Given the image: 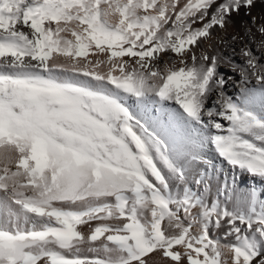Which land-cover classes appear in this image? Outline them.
Listing matches in <instances>:
<instances>
[{"label": "snow or ice", "instance_id": "6c2138e0", "mask_svg": "<svg viewBox=\"0 0 264 264\" xmlns=\"http://www.w3.org/2000/svg\"><path fill=\"white\" fill-rule=\"evenodd\" d=\"M255 4L0 0V264H264V199L236 187L264 182V57L197 54ZM209 148L211 205L188 187Z\"/></svg>", "mask_w": 264, "mask_h": 264}, {"label": "bare ground", "instance_id": "6f19581e", "mask_svg": "<svg viewBox=\"0 0 264 264\" xmlns=\"http://www.w3.org/2000/svg\"><path fill=\"white\" fill-rule=\"evenodd\" d=\"M218 2H222V0H218ZM252 17H256L258 23L264 22V0H256L255 6L250 10V15H246L245 11L242 9L238 15L233 14L232 18L227 22L225 28L214 29L211 35V39L209 41H205L199 44L197 54L199 55L200 51L207 50L209 53L219 54L222 57L231 56L233 59L235 58V60L238 61L240 64H243L238 54L232 51V49L235 47L239 48L249 44H247V41H245L244 43L243 40L238 38L233 40V37H235L234 34L240 33V35L243 36V39L246 40V38L253 33V31L255 30L254 28L256 26L252 23ZM231 45L234 47H232ZM254 53L258 57H264V54L260 53L258 48ZM166 59L167 57H165L159 62L158 66L161 69L164 68V63ZM58 61L64 62V58L60 57ZM223 66L225 67V64ZM220 71L225 74L226 78L229 76L232 78L228 82L227 89H230L234 95H240V84H238V81H240L239 73L227 69H222V67L220 68ZM215 96L216 93H213L212 97L210 98L211 101H209V104H211ZM171 106L174 107V105ZM205 160H211V162L215 165V170L209 169L208 165L204 162ZM221 160L222 158H220L218 154H216L209 148L203 150L200 159L190 160L188 164V187L191 189V191L196 193V195L202 196L209 205L218 200H224V197L219 194L220 190L223 188L224 178L225 176L229 177L230 180L232 178V172L230 167L226 166V162L222 163ZM205 172L209 173V175L211 176V179H209L208 181L207 188H205L203 184L196 185L195 183V180L199 178V175ZM260 182L262 184L261 186L259 185ZM236 187L238 190L243 191L255 188L257 192L260 193L261 199H264V182L260 181L258 177L254 178L247 173H237ZM227 206L231 208L232 202L229 201ZM79 227L85 232L90 231V229L85 226ZM224 252V259H228L230 253L227 249ZM86 254L92 255L91 253ZM160 264H163V262L161 261Z\"/></svg>", "mask_w": 264, "mask_h": 264}, {"label": "rangeland", "instance_id": "374dc122", "mask_svg": "<svg viewBox=\"0 0 264 264\" xmlns=\"http://www.w3.org/2000/svg\"><path fill=\"white\" fill-rule=\"evenodd\" d=\"M256 28V27H255ZM254 28V29H255ZM258 32H256L255 30L253 31V33L251 34V35H249L247 38H246V40H244L243 39V36L242 35H240V33H236V34H234V36L236 37V38H238V39H241V40H243L244 41V43H245V41H247V44H249V45H247L248 47H250V48H252V50L254 51V52H256V49L258 48V42H259V40H260V34L258 35L257 34ZM232 46V45H231ZM232 47H234V46H232ZM242 47H244V46H242ZM242 47H239V48H237V47H235V48H233L232 49V51H234L235 53H237L238 54V56H239V50L242 48ZM259 49V48H258ZM259 51H260V49H259ZM260 53H262L261 51H260ZM264 54V53H263ZM91 55V54H90ZM228 59H230L231 61H233V62H235L236 64H240L238 61H236L235 60V58L233 59L231 56H226ZM240 57V56H239ZM60 57H58L57 58V62H59L58 61V59H59ZM242 63H243V61H242ZM222 69H227V70H229V68H228V65L227 64H225V67L224 66H222ZM240 81H238V84H240L239 83ZM228 85V84H227ZM227 85H226V89H225V91H226V94H228V95H231L232 97H233V99H235L236 97H238L239 95H234L233 93H232V91L229 89H227ZM211 101V100H210ZM208 106H211V104H209ZM225 124L227 123V122H224ZM222 161V160H221ZM260 186L262 185L261 184V182H260V184H259ZM222 243H225V242H222ZM226 250V249H225ZM224 250V251H225ZM230 257V256H229ZM224 258V257H223ZM259 259V258H258Z\"/></svg>", "mask_w": 264, "mask_h": 264}]
</instances>
